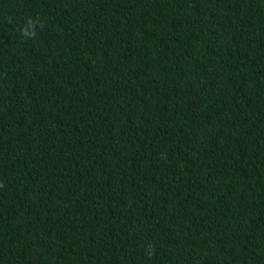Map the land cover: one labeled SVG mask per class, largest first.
I'll return each instance as SVG.
<instances>
[{
  "label": "trees",
  "instance_id": "1",
  "mask_svg": "<svg viewBox=\"0 0 264 264\" xmlns=\"http://www.w3.org/2000/svg\"><path fill=\"white\" fill-rule=\"evenodd\" d=\"M0 264H264V0H0Z\"/></svg>",
  "mask_w": 264,
  "mask_h": 264
},
{
  "label": "clouds",
  "instance_id": "2",
  "mask_svg": "<svg viewBox=\"0 0 264 264\" xmlns=\"http://www.w3.org/2000/svg\"><path fill=\"white\" fill-rule=\"evenodd\" d=\"M22 35L27 36V35H30V33H28L27 31H24V32L22 33Z\"/></svg>",
  "mask_w": 264,
  "mask_h": 264
}]
</instances>
